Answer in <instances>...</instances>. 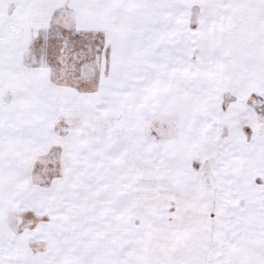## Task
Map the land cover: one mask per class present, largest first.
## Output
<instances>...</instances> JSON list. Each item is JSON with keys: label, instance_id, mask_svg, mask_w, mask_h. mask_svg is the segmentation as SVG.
<instances>
[{"label": "snow or ice", "instance_id": "snow-or-ice-1", "mask_svg": "<svg viewBox=\"0 0 264 264\" xmlns=\"http://www.w3.org/2000/svg\"><path fill=\"white\" fill-rule=\"evenodd\" d=\"M0 264H264V0H0Z\"/></svg>", "mask_w": 264, "mask_h": 264}]
</instances>
